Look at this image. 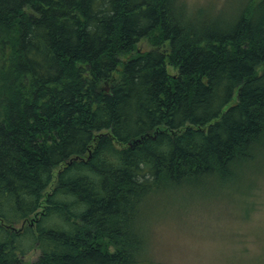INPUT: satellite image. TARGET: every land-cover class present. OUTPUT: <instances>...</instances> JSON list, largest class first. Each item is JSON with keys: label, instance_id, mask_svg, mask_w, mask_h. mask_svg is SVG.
<instances>
[{"label": "trees", "instance_id": "1", "mask_svg": "<svg viewBox=\"0 0 264 264\" xmlns=\"http://www.w3.org/2000/svg\"><path fill=\"white\" fill-rule=\"evenodd\" d=\"M186 6L0 0V264H138L157 197L242 182L264 150V0L226 21Z\"/></svg>", "mask_w": 264, "mask_h": 264}, {"label": "rangeland", "instance_id": "2", "mask_svg": "<svg viewBox=\"0 0 264 264\" xmlns=\"http://www.w3.org/2000/svg\"><path fill=\"white\" fill-rule=\"evenodd\" d=\"M182 1L190 10L211 5L223 21L241 3ZM138 46L140 52L153 49L148 39ZM263 69L264 65L258 72ZM244 171L241 183L221 192L204 187L152 201L138 264H264V150ZM21 227L22 223L17 226ZM40 254L34 248L22 264L35 263Z\"/></svg>", "mask_w": 264, "mask_h": 264}]
</instances>
